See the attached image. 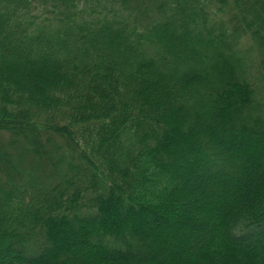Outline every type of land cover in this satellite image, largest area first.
<instances>
[{"label":"trees","instance_id":"obj_1","mask_svg":"<svg viewBox=\"0 0 264 264\" xmlns=\"http://www.w3.org/2000/svg\"><path fill=\"white\" fill-rule=\"evenodd\" d=\"M0 264H264V0H0Z\"/></svg>","mask_w":264,"mask_h":264},{"label":"rangeland","instance_id":"obj_2","mask_svg":"<svg viewBox=\"0 0 264 264\" xmlns=\"http://www.w3.org/2000/svg\"><path fill=\"white\" fill-rule=\"evenodd\" d=\"M1 146H3L5 148V146L3 144H1ZM19 151V150H18ZM32 157V154H27V160H29V158ZM27 165V164H26Z\"/></svg>","mask_w":264,"mask_h":264}]
</instances>
